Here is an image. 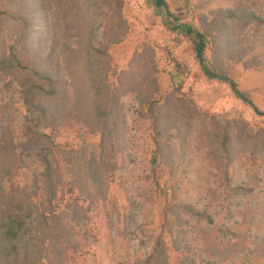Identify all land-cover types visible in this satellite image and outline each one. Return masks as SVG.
<instances>
[{
	"label": "rangeland",
	"instance_id": "obj_1",
	"mask_svg": "<svg viewBox=\"0 0 264 264\" xmlns=\"http://www.w3.org/2000/svg\"><path fill=\"white\" fill-rule=\"evenodd\" d=\"M164 2L166 18L154 0H0V53L13 50L25 67L54 78L59 98L47 104H66L84 90V69L70 53L87 42L104 52L103 85L122 88L115 92L120 145L105 183H92L74 165L77 153H99L100 134L71 112L53 128L39 127L52 132L58 148L74 149L48 159L56 187L50 203L41 202L43 164L23 153L14 180L23 198L33 196L30 222L36 226L51 209L62 228L61 257L52 253L41 264H163L160 233L168 264H178L185 251L194 264H264V115L229 83L205 77L185 31L206 33V63L264 111V23L251 17L264 20V0ZM3 72L0 140L18 142L27 109L20 86ZM153 102L162 105L166 134L156 133ZM183 205L212 221L186 215Z\"/></svg>",
	"mask_w": 264,
	"mask_h": 264
},
{
	"label": "trees",
	"instance_id": "obj_2",
	"mask_svg": "<svg viewBox=\"0 0 264 264\" xmlns=\"http://www.w3.org/2000/svg\"><path fill=\"white\" fill-rule=\"evenodd\" d=\"M154 4L160 9V12L162 11L163 18L171 15L164 0H154ZM217 12L224 13L223 10ZM251 17L257 22L264 23V20L256 16L251 15ZM22 25L25 27L24 23ZM178 28L177 25L171 27L172 30ZM185 31L192 39L195 58L205 77L229 83L236 97L247 103L255 114L264 115V111L256 107L249 97L238 89L235 81L224 75L223 72L221 73L217 68L215 69V66H209L206 63L204 52L205 48L210 45L206 33L197 31L190 26H187ZM103 55V51L89 45L88 42L85 49L80 46L72 48L70 57H76L79 69H84L88 82L83 91L82 89L76 91L75 97H66L68 100L66 104H62L61 99L59 103L52 105L47 103L59 98L54 78H51L49 73L38 72L35 69L25 67L13 50L6 51L4 49L0 53V73L4 71V75L12 76V79L20 86L27 109V115L24 117L22 140L18 142L6 140V138L0 140V264H19L22 263V260L25 261L24 264H29L31 261L34 264H41L44 258L49 262V256L52 253H55L58 258L61 257L59 246L62 243L60 239L62 228L59 221H57L59 216L49 209V215L38 217L40 219L37 220V225L33 226V223L30 222L33 207H35V202L30 200V197L33 196L27 194L28 197L23 198L20 194V183L17 182L16 184L14 180L16 172L23 166V153L26 152L25 155L30 154V157L39 160L43 164V169L39 173L40 188L44 189V199L42 197L41 202L48 204L55 195L56 187L52 180L54 168L48 159L58 152L67 155L73 152L74 149L64 150L61 147L58 148L52 137V132L49 133L45 131V128L39 129V127L51 126L53 128L57 125L59 117L69 115L71 112L70 115L74 119L80 120L84 117L90 125L94 126V129H99V153L90 152V156L86 157L84 155L83 159H78L79 154L77 153L74 165L78 167L79 171L88 174L92 183L98 178H101L100 180H103V183L106 182L104 171H109V166L113 165L111 154L120 145L118 139L121 137L119 135L122 132L123 114L119 98L117 94L115 95V92L120 93L122 88H119L118 84L115 87L109 83L110 86L106 85L105 87L103 85L98 66ZM96 70H98V73ZM96 81L99 82L96 83ZM161 108L162 105L158 102L152 103L150 115L158 135L166 134V129L162 124L164 119ZM252 138L255 137L252 136ZM6 185H10V187L7 189ZM239 189L243 190L241 186L236 187L234 190ZM176 205L174 204V206ZM182 209L190 217L196 219L206 217L209 223L212 221L207 215L192 206L183 205ZM54 231L57 233L54 234ZM164 239V233H160L156 242V248H158L156 250L159 252L158 257L161 263L168 264L165 255L167 247ZM176 243L178 244V240ZM172 248L178 249L179 247L172 244ZM184 254L185 256L178 264L195 263V260H192L187 251Z\"/></svg>",
	"mask_w": 264,
	"mask_h": 264
}]
</instances>
